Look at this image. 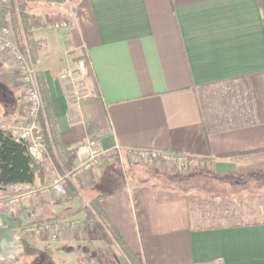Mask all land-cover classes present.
<instances>
[{
    "label": "crops",
    "instance_id": "0c3cea01",
    "mask_svg": "<svg viewBox=\"0 0 264 264\" xmlns=\"http://www.w3.org/2000/svg\"><path fill=\"white\" fill-rule=\"evenodd\" d=\"M26 1L44 27L33 31L38 62L26 54L25 63L44 73L70 161L79 164L78 148L94 139L101 161L66 198L49 189L65 169L49 153L43 180L0 190V197L27 194L0 214V251L13 257L29 249V264H100L85 207L103 195L102 208L146 264H264V220L197 224L185 191L110 181L118 158L143 150L209 160L217 172L235 169L238 158L264 165V0ZM67 17L70 27H48ZM7 24L0 7V25ZM80 53L98 96L81 76L87 93L79 105L59 74ZM19 68L0 48V124L10 130L28 122ZM46 220H63L58 235H24Z\"/></svg>",
    "mask_w": 264,
    "mask_h": 264
},
{
    "label": "rangeland",
    "instance_id": "374dc122",
    "mask_svg": "<svg viewBox=\"0 0 264 264\" xmlns=\"http://www.w3.org/2000/svg\"><path fill=\"white\" fill-rule=\"evenodd\" d=\"M14 1L16 2L17 0H9L4 5L0 2L3 13L13 5ZM15 6L18 8L17 3ZM28 12L29 27L33 34V31H37L39 27L43 26L41 25L43 22L36 20V17L32 18L30 10H28ZM5 15L9 20V24L6 26L11 30L10 39L17 45L11 17L9 14L5 13ZM26 52L25 54L29 55V53ZM81 56L82 53L77 55L73 60L74 65L64 68L59 74L61 75L67 70H71L74 73L77 80L75 88L68 80H61H63L65 90L71 101L79 105L82 104L84 100L83 93H87V88H85V84L81 82L82 80L80 79L82 78V72L79 69L78 63L83 61L79 59ZM38 60L39 56L36 62L33 60L32 62L36 64ZM85 77L87 78L86 66ZM91 94L98 96L94 86ZM41 116H44V112ZM237 160L238 163L235 169L217 172L214 169L213 163L209 160L194 159L184 166L179 167L172 163L144 159L139 153H129L128 156L125 155L122 158H118L117 164L119 165L114 167L117 168V172H114L110 181L118 184L124 180L131 183L146 181L150 184L174 187L185 191L191 201L194 223L196 222L197 224L226 225L262 221L264 220V165L252 164L250 162L251 160L248 158H238ZM80 195L83 201V195L81 193ZM59 206L61 207L60 204ZM2 211L4 210H0V214ZM87 219L89 220L88 215ZM50 220L46 221L55 222L56 224H59L58 221H63L58 220L56 222L55 220ZM91 225L92 230L91 233L89 232V236L98 240L95 241L94 244H91V246L99 249V263L130 264L120 248L105 236L100 227L94 224ZM22 231H24V229ZM52 231H54L52 232L53 236L58 235L57 233L55 234V231H59L57 228ZM19 236H21V234ZM22 243L26 246V242L22 241ZM21 247V244L18 243V245L15 246V250L20 251ZM29 252V249L26 250L22 247L21 253L11 257L8 255L7 251H0V264H29L32 262L27 259Z\"/></svg>",
    "mask_w": 264,
    "mask_h": 264
},
{
    "label": "trees",
    "instance_id": "16d2710c",
    "mask_svg": "<svg viewBox=\"0 0 264 264\" xmlns=\"http://www.w3.org/2000/svg\"><path fill=\"white\" fill-rule=\"evenodd\" d=\"M16 3L19 9L15 6ZM28 10L29 5L26 0H17L13 2V5L8 10H5V13L11 17L18 47L24 53L27 51L31 59L36 62L41 48V41L37 40L30 30ZM79 59L85 60L87 78L93 82L94 89L98 93V85L88 58L85 54H82ZM36 80L44 103L46 120L43 118L44 116H41L40 122L44 130L45 147L56 162L60 163L65 169L70 170L73 168L70 161L73 149L61 141L44 73L41 71L36 72ZM45 170L44 165L32 156L28 143L18 139L12 130L0 124V190L21 184H33L37 177L43 180ZM102 197L104 196L96 197L85 207L89 221L100 227L105 236L120 248L130 264H146L143 256L131 249L123 235L102 208Z\"/></svg>",
    "mask_w": 264,
    "mask_h": 264
},
{
    "label": "built area",
    "instance_id": "2783aa9c",
    "mask_svg": "<svg viewBox=\"0 0 264 264\" xmlns=\"http://www.w3.org/2000/svg\"><path fill=\"white\" fill-rule=\"evenodd\" d=\"M9 0H0L1 4H5ZM72 24V19L67 17L60 23H48L49 28H67ZM44 26L39 27L42 29ZM11 30L6 25H0V48L8 52L20 62L19 71H21L24 80L28 84V88L25 94V100L27 104V118L28 122L21 127L12 129L13 133L18 139L26 141L29 145V150L34 158L39 162H42L43 157L48 153L44 144V130L40 122L41 114L44 112V103L40 94L36 73L25 63V53L10 39ZM79 69L82 72L81 75L85 77V63L80 61L78 63ZM61 79L68 80L75 88L76 77L71 70H67L60 75ZM78 94V92L76 91ZM139 154L150 161H160L165 163L176 164L179 167L184 166L187 163V158L182 155L171 154L167 152H161L156 150H143ZM78 156L82 161L76 164L72 169H64L58 171L53 178L49 189L54 192L59 198H66L71 194V185L81 179L85 174L91 172L98 167L101 161V150L99 148L97 140H89L82 144L78 148ZM77 184V183H76ZM27 194L15 195V196H1L0 197V210H4L7 206H13L19 201L21 197H25ZM59 224L55 222H36L30 224L24 228V234L28 236L43 235L45 232L52 231L57 228Z\"/></svg>",
    "mask_w": 264,
    "mask_h": 264
},
{
    "label": "flooded vegetation",
    "instance_id": "af4514ba",
    "mask_svg": "<svg viewBox=\"0 0 264 264\" xmlns=\"http://www.w3.org/2000/svg\"><path fill=\"white\" fill-rule=\"evenodd\" d=\"M43 264H44V262H43Z\"/></svg>",
    "mask_w": 264,
    "mask_h": 264
}]
</instances>
